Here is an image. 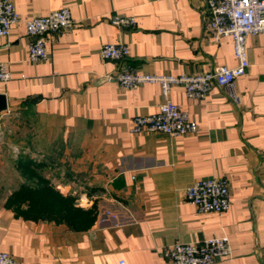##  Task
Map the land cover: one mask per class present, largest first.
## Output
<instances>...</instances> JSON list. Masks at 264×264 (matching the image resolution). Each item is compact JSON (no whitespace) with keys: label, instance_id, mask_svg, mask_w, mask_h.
<instances>
[{"label":"crops","instance_id":"crops-1","mask_svg":"<svg viewBox=\"0 0 264 264\" xmlns=\"http://www.w3.org/2000/svg\"><path fill=\"white\" fill-rule=\"evenodd\" d=\"M14 2L21 21L0 38L11 74L0 88L7 102L0 112V253L20 264H171L169 246L227 236L232 255L213 264H264V37L247 38L238 101L217 85L204 99L172 87V101L197 122L196 133L134 135L133 118L158 113L165 99L159 84L122 89L120 72L192 76L237 65L232 37L216 41L208 31L205 0ZM63 8L75 23L47 37L46 60L31 61L24 22ZM113 14L133 16L136 25L116 27ZM117 43L128 45L129 57L104 59L102 45ZM17 144L56 189L76 198L75 207L96 209L95 220L72 228L9 207L23 183ZM213 178L228 180L231 206L201 214L186 191Z\"/></svg>","mask_w":264,"mask_h":264},{"label":"built area","instance_id":"built-area-1","mask_svg":"<svg viewBox=\"0 0 264 264\" xmlns=\"http://www.w3.org/2000/svg\"><path fill=\"white\" fill-rule=\"evenodd\" d=\"M205 2L208 31L216 41L225 36L232 37L237 65L218 66L212 71L192 76L154 75L132 70L120 72L115 80L122 89L130 90L146 84H159L165 99L159 106L158 113L133 118L130 129L132 134L153 133L181 137L197 132V122L171 99L170 94L174 86L183 87L189 98L204 99L213 86L217 85L238 101L235 82L245 76L249 68L247 38L254 35L264 37V0H205ZM20 21L14 0H0V38H8ZM110 22L119 28H132L136 25V18L113 14L110 16ZM74 23L67 8L26 20L24 22L26 32L32 38L28 51L29 59L33 62L46 60L47 37L69 28ZM101 55L106 60L121 61L129 57L130 49L124 43L104 44L101 47ZM10 79L11 74L5 63L0 60V88ZM186 199L201 214L225 213L231 206L229 182L220 178L197 180L187 189ZM105 215L117 218L108 211ZM231 255L232 247L227 236L212 237L202 242L174 244L164 250V256L171 264H213L217 258ZM0 264L20 263L11 254L1 252Z\"/></svg>","mask_w":264,"mask_h":264},{"label":"trees","instance_id":"trees-1","mask_svg":"<svg viewBox=\"0 0 264 264\" xmlns=\"http://www.w3.org/2000/svg\"><path fill=\"white\" fill-rule=\"evenodd\" d=\"M18 166L22 171V175L26 177H36L39 180L32 188L23 186L20 192L15 193L14 196L8 200L7 204L9 207L11 202L15 203L13 204L14 211L24 216L57 219V221L65 222L72 228L85 227L87 221L95 220L96 209L93 211H85L77 208L75 207L73 198H66L58 194L49 186L47 180L39 176V164H36L35 161H18ZM19 199L22 201L31 199L34 206L23 208L21 207L23 203H19Z\"/></svg>","mask_w":264,"mask_h":264},{"label":"rangeland","instance_id":"rangeland-1","mask_svg":"<svg viewBox=\"0 0 264 264\" xmlns=\"http://www.w3.org/2000/svg\"><path fill=\"white\" fill-rule=\"evenodd\" d=\"M18 134H19V136H16V138L18 139L17 140V142H20L21 141V139H23L22 137H21V135H20V133H19V131H18ZM16 140V139H15ZM14 152H15V154L16 153H19V155H18V157H17V161H16V166H15V168L17 169V171H18V173H19V175H21V179L23 180V183L17 188V190H15L11 195H10V198L11 197H13L14 196V194L15 193H17V192H20L21 191V189H22V187L23 186H25V187H28V188H32V187H34L35 186V184H37V182H38V178H36V177H26V176H24V175H22V171L20 170V168H19V166H18V161H20V162H22V161H24V160H32L31 158H30V156H27L25 153H24V150L22 149V145H20V144H17L16 146H15V148H14ZM33 161H35V160H33ZM35 163L36 164H39V176L41 177V178H43V179H45V180H47L48 182H49V186L53 189V190H55L58 194H60L61 196H63V197H68V198H73L74 199V202H76V198H74L73 196H64L58 189H56L55 188V185L51 182V180H50V178H52L53 176H51L48 172H46L44 169H43V167H42V165L38 162V161H35ZM33 167V166H32ZM34 168V167H33ZM29 178V179H28ZM9 198V199H10ZM8 199V200H9ZM19 203H23L22 204V206L21 207H23V208H28L29 206H34V204H33V201H31V199H25V200H21V199H19ZM13 204H15L14 202H11L10 203V207L13 209ZM17 205V204H16ZM35 209V208H34ZM36 210V209H35Z\"/></svg>","mask_w":264,"mask_h":264},{"label":"water","instance_id":"water-1","mask_svg":"<svg viewBox=\"0 0 264 264\" xmlns=\"http://www.w3.org/2000/svg\"><path fill=\"white\" fill-rule=\"evenodd\" d=\"M7 109V102L4 95L0 94V112Z\"/></svg>","mask_w":264,"mask_h":264}]
</instances>
